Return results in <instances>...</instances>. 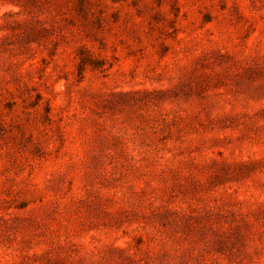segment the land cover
<instances>
[{
    "label": "rangeland",
    "instance_id": "1",
    "mask_svg": "<svg viewBox=\"0 0 264 264\" xmlns=\"http://www.w3.org/2000/svg\"><path fill=\"white\" fill-rule=\"evenodd\" d=\"M0 264H264V0H0Z\"/></svg>",
    "mask_w": 264,
    "mask_h": 264
}]
</instances>
